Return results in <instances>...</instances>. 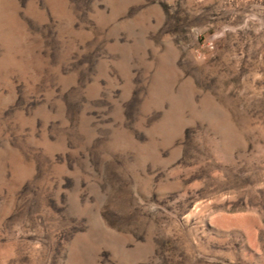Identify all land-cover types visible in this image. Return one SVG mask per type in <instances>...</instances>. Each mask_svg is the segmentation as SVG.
<instances>
[{
    "label": "rangeland",
    "instance_id": "1",
    "mask_svg": "<svg viewBox=\"0 0 264 264\" xmlns=\"http://www.w3.org/2000/svg\"><path fill=\"white\" fill-rule=\"evenodd\" d=\"M0 264H264V0H0Z\"/></svg>",
    "mask_w": 264,
    "mask_h": 264
}]
</instances>
